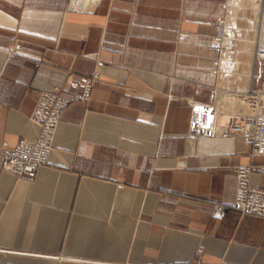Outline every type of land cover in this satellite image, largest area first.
Here are the masks:
<instances>
[{"label":"crops","instance_id":"crops-1","mask_svg":"<svg viewBox=\"0 0 264 264\" xmlns=\"http://www.w3.org/2000/svg\"><path fill=\"white\" fill-rule=\"evenodd\" d=\"M228 2L0 0V147L35 138L38 92L70 96L72 79L98 75L33 177L0 155V264H264V218L211 216L233 201L234 166L264 156L188 137L190 103L217 86L207 44Z\"/></svg>","mask_w":264,"mask_h":264},{"label":"built area","instance_id":"built-area-1","mask_svg":"<svg viewBox=\"0 0 264 264\" xmlns=\"http://www.w3.org/2000/svg\"><path fill=\"white\" fill-rule=\"evenodd\" d=\"M214 35L207 44L208 49L217 54L213 64L217 68L224 49V37L227 31L226 15L217 17L214 22ZM21 49L20 43L7 48L9 54ZM254 59L260 61L258 74L252 79L259 81L258 88H250L254 94H264V14L261 15L258 34L254 46ZM97 64H100L97 61ZM215 68L213 72H215ZM98 80L97 72L90 76L72 79L71 84L77 90L70 96L59 90L40 91L31 113V119L37 126V134L32 141L24 139L14 146L3 143L0 147L2 156L1 168L17 177L31 178L35 171L48 163L49 154L62 112L72 103H85L91 96L92 89ZM191 117L188 126V137L191 139L232 136L239 137L249 146L251 154L264 156V106L257 115H231L218 120L217 88L213 87L208 102L192 101ZM262 112V114H261ZM234 198L231 204H213L211 216L221 219L231 209L242 215L264 218V189L251 184L253 173L264 174V164H239L234 166ZM203 246L197 248L201 254Z\"/></svg>","mask_w":264,"mask_h":264},{"label":"bare ground","instance_id":"bare-ground-1","mask_svg":"<svg viewBox=\"0 0 264 264\" xmlns=\"http://www.w3.org/2000/svg\"><path fill=\"white\" fill-rule=\"evenodd\" d=\"M237 3V2H236ZM241 5V3H240ZM243 6V5H242ZM247 14H246V18L251 22V34L253 35L254 33V26H256V24L258 25L259 23V14H264V8L263 6H261L260 8V4L257 2V0H249L247 7ZM243 12V8L242 11L240 13ZM234 18L237 16H233ZM235 18V19H236ZM245 18V17H244ZM258 20V21H257ZM236 27V22L233 21L231 24V29ZM231 32L230 30H228V24H227V31H226V35L224 37V49L219 61V66L220 70H221V74L219 75V81H218V87L217 88V107H218V120L223 121L225 119H227L228 117H230L231 115H241L244 116L246 114L248 115H257L259 112V109L261 106H264V94H254L253 92L250 91V87L248 88V85L250 83V79L252 78V72H251V68H252V52L251 50H246V58L244 61L245 65V70L240 74L241 77H243V82H242V86L244 89H246V91L242 90H238L236 92H227L224 96V91H222L221 86H223L227 81V78L225 79V75L231 73L233 71L234 65L236 63H239V60L233 61V59L231 58V44H232V36H231ZM249 35L248 37V43L251 45V43H253V36ZM255 42H256V38L254 40V46H255ZM225 50V51H224ZM253 54H254V48H253ZM237 58V57H236ZM239 58V57H238ZM242 65V66H243ZM237 67V66H236ZM237 69V68H236ZM239 69V68H238ZM239 71V70H238ZM216 72V71H215ZM215 72H213L212 74H214ZM234 74L236 75V71H234ZM234 75V76H235ZM221 88V89H220ZM236 99L238 101H236V104L231 106H226L225 108V102H227L226 100H230V99ZM226 99V100H225ZM234 102V101H233ZM241 106L242 108L239 109L238 107ZM262 114V112H261Z\"/></svg>","mask_w":264,"mask_h":264},{"label":"rangeland","instance_id":"rangeland-1","mask_svg":"<svg viewBox=\"0 0 264 264\" xmlns=\"http://www.w3.org/2000/svg\"><path fill=\"white\" fill-rule=\"evenodd\" d=\"M249 0H229L227 7L225 9V15L227 17V24H228V30H230L231 32V36H232V44H231V58L233 59V61L239 60V63H236L234 65L233 71L227 75H225V79L227 78V82L221 86V90L224 91V96H226L225 94L227 92H236L238 90H242L243 91V77L240 76V74L245 70V65L244 61L246 58V50H251L252 52V68H251V72H252V76L254 74H258L259 71V67H260V61L254 59V54H253V48H254V40L255 38H257V34H258V26L260 23V18L262 14H259V23L258 25L256 24L255 29H254V33L253 35L250 33L251 32V22L246 18V14H247V4H248ZM237 2V3H236ZM241 3V5H240ZM260 3V8L261 6H263L264 8V0H259ZM243 5V6H242ZM243 8V12L240 13L242 11ZM237 16V20H236V27L231 29V27L229 26V19L233 16ZM238 17H245V18H238ZM258 21V20H257ZM249 35L253 36V43H251V45L248 43V37ZM225 51V50H224ZM237 57V58H236ZM239 57V58H238ZM243 65V66H242ZM237 66V67H236ZM237 68V69H236ZM239 68V69H238ZM216 72L214 73V76L217 78V83L219 81V75L221 74V70L220 67H215ZM239 70V71H238ZM234 71H236V75L234 74ZM235 75V76H234ZM218 87V85H217ZM258 88L259 87V81L258 79L254 78L250 80V85L248 86V88ZM244 91H246V89H244ZM228 94V93H227ZM226 100V99H225ZM236 99H230V100H226L227 102H225V108L226 106H231L236 104ZM234 101V102H233ZM234 103V104H233ZM239 109H241L242 107L239 106Z\"/></svg>","mask_w":264,"mask_h":264}]
</instances>
